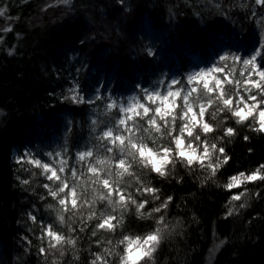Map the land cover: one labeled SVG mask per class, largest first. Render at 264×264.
Instances as JSON below:
<instances>
[{
	"label": "trees",
	"instance_id": "obj_1",
	"mask_svg": "<svg viewBox=\"0 0 264 264\" xmlns=\"http://www.w3.org/2000/svg\"><path fill=\"white\" fill-rule=\"evenodd\" d=\"M0 8L4 9L0 16V264H91L93 254L104 256V248H115L122 235L144 236L161 216L169 233L154 253L155 264H264V182L247 183L250 194L232 202L247 206L231 216L227 215L230 196L245 185L223 187L231 175L264 163V133L249 127L251 118L241 124L225 112H216L215 119L207 116L214 129L211 142L219 145L217 138L226 127L237 131L223 141L231 160L212 179L196 164L189 169L177 161L174 171L167 165L172 175L161 177L133 162L129 169L133 175H124L121 185H128L137 203L147 202L143 216L137 214L135 204L127 202V208L116 214L119 220L123 213V222L108 231L96 227L100 205L92 219L88 216L93 210L75 213L76 245L65 246L63 256L58 249H48L45 238H40L44 225L38 222L50 218L37 215L33 223L27 216L29 206L42 204L40 188L37 177L24 173L14 156L17 147H34L33 138L49 141L44 137L62 134L72 116L78 115L72 141L88 143L92 136L91 144H99L95 136L103 125L93 132L91 120L114 123L120 117L118 109L104 115L103 99L84 108L66 100L73 78H85L86 88L89 80L91 85L104 80L105 87L113 84V91H129L142 78L150 81L157 68L171 69L173 62L180 64L175 71L182 78L197 51L201 60L210 52L217 53L216 57L223 50L237 52L240 47L233 36L251 38L246 48L261 43L264 10L253 0H70L68 5L61 0H0ZM144 41L155 48L154 55H148ZM136 121L143 123L139 117ZM145 142L153 144L152 139ZM164 143H169L167 138ZM104 154L115 155V151ZM100 176L106 178L103 172ZM141 184L158 188L160 199L138 192ZM257 191L259 197L253 195ZM168 196L173 199L167 208L152 212ZM41 247L48 250L46 257L39 252ZM106 259L113 264L116 258ZM141 264L151 262L146 259Z\"/></svg>",
	"mask_w": 264,
	"mask_h": 264
},
{
	"label": "snow or ice",
	"instance_id": "obj_2",
	"mask_svg": "<svg viewBox=\"0 0 264 264\" xmlns=\"http://www.w3.org/2000/svg\"><path fill=\"white\" fill-rule=\"evenodd\" d=\"M61 2L68 5L70 0H61ZM120 2L123 3V0H120ZM253 3L264 6V0H253ZM3 15L4 9L0 8V16ZM5 30L11 31V29ZM262 48H264V45L254 49L248 55L225 54L219 57L221 62L226 61L229 56L231 57L233 65L230 73L232 74L235 73L237 63L241 67L240 78H236L234 92L231 89L225 92L218 80L215 85L209 87L210 79L214 78L210 77L209 74L213 71L222 70L221 67H215L208 68L207 71L200 69L198 74L189 75L184 84H181L180 80L172 78L163 87L162 91L160 90V85L164 83L163 81L158 82L151 90L141 88L140 94L129 98L132 101L131 103H120L118 99H113L109 96L110 102L105 104L104 115L107 116L112 109H118L123 115L115 119L114 123L104 120L98 122V119L95 118L91 120L93 132H96L101 124L103 127L100 128L99 134L95 136V140L100 142L99 144L85 146L84 150L75 154V165L87 162L86 171L80 172L81 176L86 177L85 180L77 179V170L73 166L70 169L71 186L69 185V176L61 175L69 168L68 159L66 158L42 162L41 159L33 158L31 153L25 152L23 157H17V163H21L24 157H27L28 162L42 169V174L46 176L48 181L52 182V184L45 183L42 187L47 190L48 195L59 206L55 207L51 203L46 205L48 209H54L55 221L60 225L65 223V212L73 211L75 214L78 210V201L80 202V207H93L97 200L106 201L112 212H115L117 209H126L127 202L130 200L132 204L136 205L137 214L143 216L141 210L144 209L147 202L137 203L135 199L131 198V193L126 196L125 192L128 185L121 188L123 183L121 178L126 174L129 176L133 175L129 171L133 162L139 163L144 167H150L151 171L161 177L172 175L177 161L189 169L196 164L199 168L206 169L208 171V179H212L231 160V157L225 152L223 141L226 138L236 136L237 131L233 127H226L223 135L217 138L221 143L218 145L216 142H211L209 135L214 132L212 125L198 120V115L203 117L208 105L213 103L217 105L216 111L212 113V119H215L216 112L226 111L231 114V117L237 123L243 124L251 118L253 124L249 125V127L255 132L264 133V51H261ZM9 54L12 53L10 52ZM148 55L152 56L154 53L148 50ZM245 73L248 75L245 76ZM197 76L204 80L203 91L200 93H197L195 88L186 87L188 83L196 80ZM254 76L258 78L253 79ZM175 85H181V87L173 90ZM241 87L248 94L247 98L241 94ZM217 89L219 91H216ZM214 91H216L215 97L209 95ZM69 92L72 95L65 96V99H70L77 104L87 103L91 105L103 99L101 95H96L94 99H85L80 95L78 86L70 88ZM181 92H183L182 104L177 105L176 98L181 97ZM143 97L147 98V103L141 102ZM170 97L172 98L171 100H169ZM177 107H179V119L181 121L178 128L176 126ZM194 107L198 111H194ZM136 117H139L143 123H138L135 119ZM129 120L132 121L131 125L128 123ZM158 120L162 123H157ZM197 128H199L200 134L194 135ZM162 137L167 138L169 143L163 145L157 143ZM187 138H193L197 142L196 146H193L192 139H190L186 148L185 141ZM146 139L153 140L155 152L153 148L147 146L145 143ZM243 139L247 141L249 137L244 136ZM104 141H107V145L103 143ZM228 142H231L230 139ZM169 144H173L174 147H170ZM94 149H96V155L95 160L92 161ZM100 149H103V151H100ZM113 151H115V155L108 156L104 154L113 153ZM251 151L249 149V152ZM173 152H175L174 158ZM198 152L200 153L199 155H197ZM62 154H66V150L56 152L55 157H61ZM44 155L49 158L54 156L53 152H47ZM54 164L58 165V167L53 166ZM169 164L172 165V171L167 170V165ZM114 167L115 171H113ZM100 172H103L106 178L102 179ZM89 173L91 175H88ZM180 179L182 180V177ZM257 181L264 182V163L250 171H239L238 174L231 175L227 179L223 184L224 188L233 189L245 185L242 191L231 194L230 207L227 210L228 216L233 215L237 208L243 209L247 206L244 202L238 206L233 205L232 202L241 201L242 197L249 195L250 190L246 187L247 183ZM213 182L215 181L213 180ZM23 183L28 184L29 181L24 180ZM136 190L141 193H151L155 199H160L156 195L160 191L158 188L145 187L141 184ZM89 192H91V199H83L82 197ZM253 195L259 197L260 193L257 191ZM172 199L173 197L168 196L159 207L153 208L152 212H160L161 208H167L168 202ZM27 215L31 221L36 222L37 217L35 215L31 212L27 213ZM94 215L95 211H92L88 219H92ZM148 215L151 216L152 213L149 212ZM113 221H116V223H113ZM122 222L123 213H121L119 220L111 213H101V222L96 227L115 231L117 225ZM156 224L157 226L144 236L122 235L117 241L115 248H104V256L93 254L95 258L91 261V264H109L106 257L113 256L116 258L113 264H141L146 259L151 264H155L154 253H156L161 241L169 233V226L165 223L163 216L156 221ZM69 230L72 231L71 228ZM92 235H95V231ZM45 236L48 238V249H58L60 256L65 254V246L75 248L76 239L53 231L52 224L44 226V236L40 238L44 239ZM108 243L111 244L112 242L109 240ZM121 246L123 247L121 248ZM116 248H120V251H116ZM39 252L42 256L46 257L48 255V250L43 247L39 249ZM73 258L78 260L79 256H74Z\"/></svg>",
	"mask_w": 264,
	"mask_h": 264
},
{
	"label": "rangeland",
	"instance_id": "obj_3",
	"mask_svg": "<svg viewBox=\"0 0 264 264\" xmlns=\"http://www.w3.org/2000/svg\"><path fill=\"white\" fill-rule=\"evenodd\" d=\"M259 8H261L262 10H264V6L258 5ZM264 19V16H263ZM264 23V20H263ZM263 39L262 42L259 43L256 47L253 48H246L249 40L251 38H249L246 35H241V36H233V40L235 43L239 44L240 49L237 52H231L230 54H236V55H248L250 54L254 49L256 48H260L261 45H264V25H263ZM145 46L143 45V48L145 50H151L152 52L154 51V49H152L151 47L146 46V41H144ZM171 48V47H170ZM221 50V47L218 49V52ZM261 51H264V48L261 49ZM224 53H226V50H223L221 52H219V54L216 57L215 52H213L212 55L211 52L209 55H207L206 57L204 56V58L201 60L200 56H199V52L197 51L196 54H194L192 56V62L189 66H187L184 71V74L182 76V78L178 75V73L175 71V69L177 68V66H179L180 64L177 62H173L172 63V68L171 69H167V68H163V69H159L157 68L156 70H154L153 74L155 75L154 77L150 78L151 80L146 82L144 81V79L142 78L141 80H138L136 82V84L131 85V90H125V91H116V90H112V85H109L107 87H105L102 83H104V80H100V84L99 85H91L92 81H88V87H85L86 82L85 78L81 79L78 77L73 78L71 81V85L68 86V96H71L72 93L69 92V89L74 87V86H78L79 91H80V95H82L85 99L87 98H95L96 95H101L103 98L101 104L103 106H105L106 103H109L110 100L108 99V97L110 96L113 99H118V101L120 103H131L132 101L129 99L132 96H137L138 94H140V89L141 88H148L149 90H151L153 87L156 86V84L160 81H163L164 83L160 85V90H163V87L170 82V80L172 78H176L177 80L181 81V84H184V82L187 80V77L189 75L192 74H198L200 69H205L207 71L208 68H215V67H221L222 70L221 71H213L211 72L209 75L210 77H214L212 79H210L209 81V87H212L213 85L216 84L217 80L220 82L221 88L225 91L228 92L230 89L233 90V92L235 91L234 89V85L236 83V78H240V73H241V67L239 65V63H237L236 69H235V73L232 74L230 73V69L233 65V60L231 59V57L229 56V58L224 61L221 62L219 57L221 55H225ZM227 54V53H226ZM215 55V56H214ZM161 63L163 64V61H165L164 59L160 60ZM89 71V70H88ZM108 75V71L105 73ZM245 76H247L248 74L245 73ZM89 79H90V75L88 74ZM258 77H253V79H257ZM88 79V78H87ZM230 82V83H229ZM203 83L204 80L201 79L199 76H197L196 80H194L191 83H188L186 85L187 88H195L197 93H200L203 91ZM181 85H175L173 90L180 88ZM216 91H219V89H217ZM216 91H214L213 93L209 94L212 95L213 97H215L216 95ZM240 92L241 94L247 98V93L244 92L243 87L240 88ZM195 95V93H194ZM182 96H183V92H181V97H177L176 98V104L177 105H181L182 104ZM172 98L170 97L169 100H171ZM71 101V100H70ZM142 103H147V98L143 97L141 100ZM206 103V102H205ZM72 104H74V106H76V108H80L86 106V105H90L87 103L84 104H77L72 102ZM217 108V105L215 103H213L212 105H208L206 107V111L203 117H200L198 115V120H201L202 122H207L210 123V120L207 119V116L209 114H212V112H215ZM89 110V109H88ZM194 111H198L197 108L194 107ZM225 112L226 115H231L230 113L226 112V111H220V113ZM176 113H177V119H176V126L177 128L180 126L181 121L179 119V107L176 108ZM123 115L122 113H120V116ZM131 115V114H129ZM79 116V115H78ZM77 116V117H78ZM76 117V118H77ZM76 118H74V116H72V118L67 122L68 126L63 130V133L58 135V136H54L51 139V142H44V143H40L39 144H35L34 147L28 146V145H24V147H17L15 149L14 152V156H15V160L17 162V157H23L25 152L31 153L33 158H38L41 159L42 162H50V160H58L61 158H66L68 159V165L69 168L66 169L65 173L61 174V175H66L69 176V185L71 186V176H70V169L75 166L76 170H77V179L79 180H85L86 177L85 176H81L80 172L81 171H86V163L84 162L81 165H75V160H76V153L78 151L84 150L85 146H91V140H92V136H89L88 139V143L86 140H81V141H77L76 138L74 139V142L72 141L75 136L76 133V125H75V120ZM120 118V117H119ZM137 118V117H136ZM135 118V119H136ZM78 121L80 119V117L77 118ZM129 125L132 124V121L129 120L128 121ZM157 123H162L161 121H157ZM199 131V128H197L194 132L195 134H200L197 133ZM164 137H162L159 141H157V143L163 145L164 143ZM192 139L193 142V146H195L194 144V139L193 138H187L185 141V147L187 148V144L188 141ZM147 144L148 147L153 148V151L155 152V147L154 144H149L147 142H145ZM170 146V144H169ZM171 147V146H170ZM62 150H66V154H62L61 157H55V153L58 151H62ZM47 152H53L54 156L53 158H49L47 156H45L44 154ZM175 153V152H173ZM112 155V154H110ZM95 157V155L93 156ZM91 158L92 161H94V158ZM20 165V168H22L24 170V173L27 172H31L32 177L35 176L37 177V183L39 184V188H40V192L38 193V200L40 203L42 204H34L33 206H29V209L27 213L31 212L33 215H35L37 217V215L40 216H44L46 218H50V219H46L45 222H38V225L43 224L48 225V224H52L53 225V231H57L60 232L61 234L65 235V236H70L72 238H75L74 233H76V231L74 230L75 228V224H73L75 216L73 211H67L64 213L65 215V223L63 225H60L58 222L55 221V211L54 209H48L46 207L47 204L51 203L53 204L55 207H59L56 203L55 200H53L47 193V190L44 189L42 187L43 184L45 183H49L52 184L51 181H48L46 179V176H44L42 174V169L36 167L35 165L31 164L28 162V158L24 157L23 161L21 163H18ZM53 166L58 167V165L54 164ZM133 166V165H132ZM88 175H91L90 173ZM90 183V182H89ZM111 183V181H110ZM242 186V185H241ZM124 187V186H123ZM121 185V188H123ZM129 193V190H126L125 195L127 196ZM132 196V195H131ZM83 199H91V192H89L86 196L82 197ZM115 198V196H114ZM132 198V197H131ZM130 202V200L128 201ZM100 205L101 207V211L99 214V221L101 222V213H111L112 215L116 216L118 209L115 212H112L111 208L108 206L106 201H101V200H97L95 205L93 207H88V206H84V207H80V202L78 201V205H77V211L75 213L79 212V215L85 212H91L92 210L95 211L97 209V206ZM50 212V213H49ZM96 213V211H95ZM46 215V216H45ZM28 216V215H27ZM38 221V217L37 220ZM44 221V220H43ZM73 221V222H72ZM116 221H113V223H115ZM34 223V222H33ZM40 223V224H39ZM80 225H83L82 223ZM43 227V226H42ZM69 228L72 229V231L69 230ZM44 231V228H43ZM68 234V235H67ZM44 236V233H43ZM45 240L48 246V238L45 236Z\"/></svg>",
	"mask_w": 264,
	"mask_h": 264
},
{
	"label": "bare ground",
	"instance_id": "obj_4",
	"mask_svg": "<svg viewBox=\"0 0 264 264\" xmlns=\"http://www.w3.org/2000/svg\"><path fill=\"white\" fill-rule=\"evenodd\" d=\"M45 131L47 132V130H45ZM44 133H45V132H44ZM56 136H58V135H56ZM26 137H27V136H26ZM49 137H50V138H49ZM53 137H54L53 135H50V136L44 137V138L48 139L49 141H47V140L43 141L40 137H36V138L31 137V139H32V138L34 139V141H35L34 146H35L36 143L40 145V143L42 144V143H44V142H51V139H52ZM33 139H32V140H33ZM26 145H28V144H26ZM31 147H32V146H31Z\"/></svg>",
	"mask_w": 264,
	"mask_h": 264
}]
</instances>
